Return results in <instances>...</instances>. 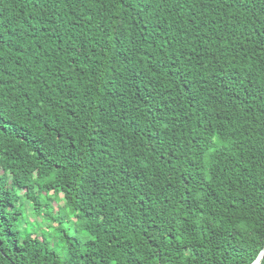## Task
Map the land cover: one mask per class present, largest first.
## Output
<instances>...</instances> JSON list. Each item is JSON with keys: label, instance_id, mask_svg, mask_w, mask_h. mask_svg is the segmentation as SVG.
I'll list each match as a JSON object with an SVG mask.
<instances>
[{"label": "trees", "instance_id": "trees-1", "mask_svg": "<svg viewBox=\"0 0 264 264\" xmlns=\"http://www.w3.org/2000/svg\"><path fill=\"white\" fill-rule=\"evenodd\" d=\"M263 248L264 0H0V264Z\"/></svg>", "mask_w": 264, "mask_h": 264}, {"label": "rangeland", "instance_id": "rangeland-1", "mask_svg": "<svg viewBox=\"0 0 264 264\" xmlns=\"http://www.w3.org/2000/svg\"><path fill=\"white\" fill-rule=\"evenodd\" d=\"M21 201L24 203V206H25V208L27 209L26 211H28V208H29V202H28V200H26L25 197H22V198H21ZM59 206H60V203L58 204V203L53 202V209H54L55 211H57V208H58ZM44 210H45V209H43V211H42V214H43L42 217H43V218H46V214H45ZM28 212H29V211H28ZM59 214H60V213H59ZM26 223H27V225H29L30 227H32V228H31L32 231H36V230H35L36 228H37V229L40 228V231H38L39 234L41 233V231L45 232L46 234H48L47 231H49V232L51 231V230L48 229L47 227H46V229H44L45 227L43 226V224H44L43 221L40 220L39 218H37L35 214H31V212H30V214H25V216H24V224H26ZM65 225L68 226L67 223H65ZM42 226H43V227H42ZM68 227H69V226H68ZM46 230H47V231H46ZM68 232H69L70 234H72V231H69V230H68ZM46 238H47V240L50 242V244H52L53 246L56 247L57 250H59V252L61 251L60 241H59V237H58L57 234L53 233V234H51V235H46ZM77 240L80 241L81 238H80V237H77Z\"/></svg>", "mask_w": 264, "mask_h": 264}, {"label": "water", "instance_id": "water-1", "mask_svg": "<svg viewBox=\"0 0 264 264\" xmlns=\"http://www.w3.org/2000/svg\"><path fill=\"white\" fill-rule=\"evenodd\" d=\"M263 255H264V248H263V250L259 253L257 259L254 261L255 264H259V261H260L261 257H263ZM254 262H253L252 264H254Z\"/></svg>", "mask_w": 264, "mask_h": 264}, {"label": "snow or ice", "instance_id": "snow-or-ice-1", "mask_svg": "<svg viewBox=\"0 0 264 264\" xmlns=\"http://www.w3.org/2000/svg\"><path fill=\"white\" fill-rule=\"evenodd\" d=\"M254 264H255V262H254ZM259 264H264V257H261Z\"/></svg>", "mask_w": 264, "mask_h": 264}]
</instances>
